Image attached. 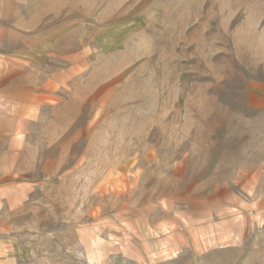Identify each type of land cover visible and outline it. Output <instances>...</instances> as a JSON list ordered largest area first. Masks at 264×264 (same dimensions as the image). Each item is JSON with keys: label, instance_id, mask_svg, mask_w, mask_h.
Segmentation results:
<instances>
[{"label": "rangeland", "instance_id": "obj_1", "mask_svg": "<svg viewBox=\"0 0 264 264\" xmlns=\"http://www.w3.org/2000/svg\"><path fill=\"white\" fill-rule=\"evenodd\" d=\"M0 69V264H264V0H0Z\"/></svg>", "mask_w": 264, "mask_h": 264}, {"label": "crops", "instance_id": "obj_2", "mask_svg": "<svg viewBox=\"0 0 264 264\" xmlns=\"http://www.w3.org/2000/svg\"><path fill=\"white\" fill-rule=\"evenodd\" d=\"M34 95L37 98L35 101L30 97L27 88L21 92H16L12 87V79L5 71L0 69V144L3 147H6L5 142L9 144L6 152L13 153L15 148L19 149L23 144L22 137L18 134L25 127L24 121L26 117L23 115L29 112L33 113L34 108L37 107L35 102L37 100L43 101L45 96L43 92L32 96ZM5 132L8 133L6 134ZM7 135L9 136L8 138H6ZM4 155L5 153L0 154V156Z\"/></svg>", "mask_w": 264, "mask_h": 264}]
</instances>
